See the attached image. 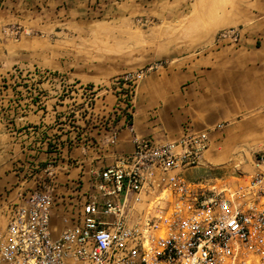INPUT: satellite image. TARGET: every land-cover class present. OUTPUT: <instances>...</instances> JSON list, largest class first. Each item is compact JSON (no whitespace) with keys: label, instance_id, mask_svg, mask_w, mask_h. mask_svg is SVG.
Here are the masks:
<instances>
[{"label":"built area","instance_id":"2783aa9c","mask_svg":"<svg viewBox=\"0 0 264 264\" xmlns=\"http://www.w3.org/2000/svg\"><path fill=\"white\" fill-rule=\"evenodd\" d=\"M237 38L235 28L217 38ZM34 75L61 98L90 109L99 91L116 94L114 111L131 127L132 96L143 73L114 87L69 81L37 69ZM116 134L110 135L114 142ZM207 131H184L160 143L134 138L129 154L72 179L71 194L57 193L53 176L33 187L0 192V264H264V151L251 172L207 169ZM203 175L188 177L194 169Z\"/></svg>","mask_w":264,"mask_h":264},{"label":"crops","instance_id":"0c3cea01","mask_svg":"<svg viewBox=\"0 0 264 264\" xmlns=\"http://www.w3.org/2000/svg\"><path fill=\"white\" fill-rule=\"evenodd\" d=\"M85 1L0 0V10H16L22 22L30 8L71 2L85 10ZM216 24L211 45L182 57L164 73H149L135 86L131 127L114 111L116 94L110 89L99 91L90 109L81 100L61 98L45 83L39 84L43 91L38 100H0V192L11 187L14 196L21 187L53 176L56 192L70 195L72 179L81 176L86 183L92 170L131 153L135 137L164 143L184 131H207L204 159L215 165L222 159V146L264 151L259 150L264 147V0H229L221 6ZM229 28L237 30L236 39L216 37ZM17 55L25 67L39 66L44 59L54 62L49 57L39 62L26 58L21 50ZM167 79L190 83L186 90L167 91ZM113 132L116 138L111 142ZM199 169L188 177L197 176Z\"/></svg>","mask_w":264,"mask_h":264},{"label":"rangeland","instance_id":"374dc122","mask_svg":"<svg viewBox=\"0 0 264 264\" xmlns=\"http://www.w3.org/2000/svg\"><path fill=\"white\" fill-rule=\"evenodd\" d=\"M224 4L229 0H86L82 10L60 2L30 8L22 22L16 10H0V100H38L43 89L34 72L47 69L44 64L69 81L101 87H114L126 74L143 73L137 85L149 73H164L182 57L211 45ZM19 50L26 58L54 62L44 59L39 66L25 67L17 61ZM189 83L167 79L165 87L186 90ZM220 151V163H205L207 169L225 174L230 184L235 170L251 172L256 152L228 145Z\"/></svg>","mask_w":264,"mask_h":264}]
</instances>
